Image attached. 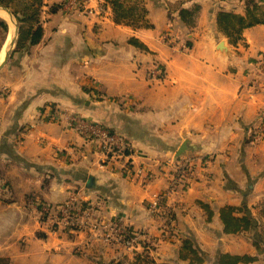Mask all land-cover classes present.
I'll use <instances>...</instances> for the list:
<instances>
[{
  "label": "crops",
  "instance_id": "0c3cea01",
  "mask_svg": "<svg viewBox=\"0 0 264 264\" xmlns=\"http://www.w3.org/2000/svg\"><path fill=\"white\" fill-rule=\"evenodd\" d=\"M63 1L44 0L43 38L29 53H15L19 31L8 14L0 16L7 25L0 26V54L7 46L0 63V181L2 164L18 168L25 179L18 194L23 199H10L13 210L23 204L28 217L26 201L33 197L56 204L71 198L100 202L105 219L126 220L143 240L155 242L150 255L158 264H189L180 258L182 240L163 237L164 217L151 206L169 187L174 173L169 160L190 139L200 149L182 158L210 155L212 162L166 200L176 226L195 240L203 264H218L220 254L258 256L241 264H264V138L255 139L264 118V23L246 28L233 42L217 16L244 15L243 0H142L148 13L140 28L116 23L106 2L107 10L97 13L68 9ZM256 2L264 6V0ZM54 3L60 9L50 14ZM178 4L198 7L190 29L177 13L170 17L169 7ZM156 63L165 78L153 76ZM50 108L65 119L46 120ZM107 128L133 144V160L123 172L120 158L102 163L96 135ZM201 203L214 209L212 220ZM226 206L237 208L238 217L252 215L258 226L225 232L220 210ZM30 223L0 235L4 256L26 260L23 264H99L92 255L78 258L73 236L56 241L63 254L47 253L54 242L40 238V229L25 233L22 250L15 249ZM91 245L100 247L97 256L106 262L129 264L143 251L141 245L135 252L120 251L100 239Z\"/></svg>",
  "mask_w": 264,
  "mask_h": 264
},
{
  "label": "trees",
  "instance_id": "16d2710c",
  "mask_svg": "<svg viewBox=\"0 0 264 264\" xmlns=\"http://www.w3.org/2000/svg\"><path fill=\"white\" fill-rule=\"evenodd\" d=\"M105 1L111 5L116 23L134 26L135 28L143 26V20L148 10L142 4V0ZM243 1L245 6L244 15L233 11H222L217 16L218 27L229 36L233 42L241 38L246 28L264 23V6L258 4L256 0ZM0 5L9 9L19 24V38L17 40L15 53H29L31 48L38 44L43 38L44 30L41 23V15L44 7V0H0ZM169 8L171 10V19H173L175 13H177L176 15L179 20L188 29L194 25L198 7L190 8L184 7L183 4H178L174 8H172V6ZM59 9L60 5L54 3L49 7V12L50 14H54L58 12ZM0 26L3 30H7V25L1 21ZM190 44L192 43H189V45ZM126 139L128 140V138ZM1 174L0 170V175ZM185 189H187V187H184L183 190ZM201 206L207 211L209 220H212L215 215L214 209H212L209 204L201 203ZM237 210L238 209L233 206H226L220 210V217L225 227V232L238 233L251 231L258 226L257 219L250 214L243 217L236 216L235 213ZM174 214L173 211L168 213L160 211L158 213L159 216L167 217L172 220L170 232L172 235H177L180 240H182L183 246L180 258L188 261L189 264H203L204 259L201 255L199 246L191 236L184 235L180 232L179 228L176 226L177 216ZM259 244L260 241H255L257 248H259ZM136 254L135 261L129 264H158L155 258L150 255V252L147 254H144V252L143 254ZM92 259L99 262V264H124L123 262L117 263L116 260L106 262L101 257H92ZM257 259L258 256L220 254L218 264L249 263ZM4 261L3 259L0 260V264H3L2 262ZM5 264H8V262Z\"/></svg>",
  "mask_w": 264,
  "mask_h": 264
},
{
  "label": "built area",
  "instance_id": "2783aa9c",
  "mask_svg": "<svg viewBox=\"0 0 264 264\" xmlns=\"http://www.w3.org/2000/svg\"><path fill=\"white\" fill-rule=\"evenodd\" d=\"M64 6L74 11H91L101 13L107 10L105 4L99 1L97 4L88 3L87 0H64ZM166 40L176 44L174 37L168 36ZM153 76H159L165 78L166 71L158 63L155 64V68L151 70ZM45 118L48 121H62L65 119V115L60 110L50 108L45 111ZM76 125L79 127V122L76 120ZM34 127V124H31ZM99 140V148L104 154L102 160L103 165L109 163L112 159L120 158L123 160L121 172L127 170L133 160L134 147L130 140H127L123 135L112 132L111 130L104 129L97 133ZM264 138V118H262L261 125L258 132L255 134V139L259 140ZM212 162L210 155L195 157V158H181L178 161L173 159L169 160V163L174 167V173L172 174L169 187L165 192L158 195L153 202L151 208L152 212L157 214L160 211L172 212L168 205H165L166 200L170 198L171 194L176 193L179 190H183L184 187H189L191 182L195 179L196 170L202 168L203 170L209 167ZM167 210V211H166ZM48 220L51 226L57 224L62 229H87L90 228L92 237L94 239H100L108 245L113 247L124 248L128 252H135L143 241L144 254L151 253L156 244L153 241H147L142 239L141 233L137 230H133L132 226L127 223L126 220L120 218L105 219L101 213V203L83 201L76 198H71L70 201L59 205L58 211L55 214L49 213L46 209L43 214ZM172 220L164 217L163 237L174 238L170 232V225ZM137 255V254H136Z\"/></svg>",
  "mask_w": 264,
  "mask_h": 264
},
{
  "label": "rangeland",
  "instance_id": "374dc122",
  "mask_svg": "<svg viewBox=\"0 0 264 264\" xmlns=\"http://www.w3.org/2000/svg\"><path fill=\"white\" fill-rule=\"evenodd\" d=\"M99 1H101V3L106 2L104 0H99ZM36 122L38 121H35L32 124H36ZM112 132L119 133L116 131H112ZM22 137L24 138V135H22ZM23 140L24 139H20L21 142ZM3 163H4V160H3ZM2 165H3L2 168L5 169V172L3 174V181H0V235L5 234L6 232H10L14 228V226L15 225L17 226V224L19 225L20 222L23 223L26 220L31 221L30 223L31 226L29 227V229H26L24 227L25 228L23 229L24 232L21 231L19 233L21 237H18L20 240L18 244L14 247L15 249L22 250V247L24 246V240L22 239L24 238L23 235L25 233H28V231H31V230L35 231L37 229H40V231L41 230L43 231V232L41 231L42 232L41 235H40V232L37 233V235L40 236V238L42 239L47 238L54 242L53 246H46V248H52V251H48L47 253L52 254L56 252L59 255L63 254V249L60 251L62 246L59 244L57 245L56 241L58 239H71L72 238L71 236H73L75 237L73 241L77 242L75 244L77 248L75 253L77 254L79 259L84 260L87 258V256H91V255L92 257H98L97 255L102 254L100 252L98 253L97 251L100 248L99 246L91 245V243L95 241V239L91 235L92 233L90 232V228L65 230V229H62L58 224L56 226L55 225L51 226L49 223V220L44 216V215H47V212L43 214V213H39L38 211V207L44 206L48 210L49 213L55 214L54 212L58 211L59 205H61L62 203L56 204V202L55 203L44 202V201H40V200H43V199H40L41 197H39L40 200L33 197L29 201H26L27 202L26 207H30L28 217L25 216V212L23 210L25 208L23 204L19 205L18 212L17 210H13V208L10 205L11 204L10 199L13 197L15 198V200L23 199V197L19 196L18 194H20V191H22L21 186H23L25 179L23 178L21 174H19V171H17L18 168H13L9 165L8 167L6 164H2ZM6 175L9 179L11 177L13 179L14 177H16L17 180L14 179L15 180L14 182L12 181L8 182L6 179H4ZM0 177H2V174L0 175ZM3 185H5L6 187L4 188ZM9 189L10 191L13 192L14 196L8 195ZM22 202L23 201L21 200L19 203H22ZM38 222L41 225H37ZM19 229H16V230H19ZM28 236H30V234ZM109 246H112V245H109ZM141 246H143V242L141 243ZM123 250L126 251L124 248L120 249V251H123ZM141 254L143 253L141 252ZM2 259L5 260L4 261L5 263H7L6 262L7 260L9 264H23L26 262V260H23V262H20V259H17V260L14 259V261H12V257L4 256L3 253L0 252V260ZM4 262L2 263L5 264Z\"/></svg>",
  "mask_w": 264,
  "mask_h": 264
},
{
  "label": "water",
  "instance_id": "95a60500",
  "mask_svg": "<svg viewBox=\"0 0 264 264\" xmlns=\"http://www.w3.org/2000/svg\"><path fill=\"white\" fill-rule=\"evenodd\" d=\"M4 12H6L10 16V18L15 22L14 26L15 28L17 27L19 31L18 23L16 22L15 20L16 18L13 16L12 12L9 9H7V11H4ZM14 42H15V39L13 40V42L9 44V47H8L6 56L3 60V63H5L10 57ZM221 45L223 46L224 43L222 42ZM199 149H200V145L193 144L190 139H185L183 143L180 145V147L177 149V151L175 152L173 160L178 161L184 156L194 155Z\"/></svg>",
  "mask_w": 264,
  "mask_h": 264
},
{
  "label": "bare ground",
  "instance_id": "6f19581e",
  "mask_svg": "<svg viewBox=\"0 0 264 264\" xmlns=\"http://www.w3.org/2000/svg\"><path fill=\"white\" fill-rule=\"evenodd\" d=\"M0 16H5L6 18H8L7 16V13L6 12H3L2 10H0ZM6 47H4V49L2 50L1 54H0V63H1V59H2V55H4L5 51H6Z\"/></svg>",
  "mask_w": 264,
  "mask_h": 264
}]
</instances>
